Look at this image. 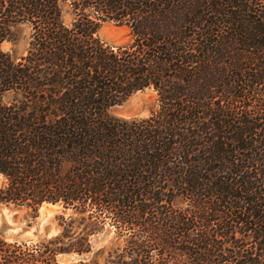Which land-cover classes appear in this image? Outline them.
<instances>
[{
    "label": "trees",
    "instance_id": "16d2710c",
    "mask_svg": "<svg viewBox=\"0 0 264 264\" xmlns=\"http://www.w3.org/2000/svg\"><path fill=\"white\" fill-rule=\"evenodd\" d=\"M102 20L133 43L103 41ZM1 24L0 43L19 24L32 34L18 62L0 48V203L81 218L62 214L37 244L0 234V264L91 253L106 217L137 253L108 264H158L156 244L189 264H264V0H0ZM148 88L161 101L150 117L111 113ZM11 90L31 104L2 103ZM170 195L190 206L167 210Z\"/></svg>",
    "mask_w": 264,
    "mask_h": 264
},
{
    "label": "rangeland",
    "instance_id": "374dc122",
    "mask_svg": "<svg viewBox=\"0 0 264 264\" xmlns=\"http://www.w3.org/2000/svg\"><path fill=\"white\" fill-rule=\"evenodd\" d=\"M64 17L66 23L73 21L74 15L72 13L71 5H64ZM0 31H3V24L0 25ZM13 36L0 43V48L6 53H10L14 60L17 62L22 57L28 55L30 47V40L32 34V27L28 24H19L11 28ZM99 37L113 45L127 46L133 43L134 37L131 28L127 24H120L114 20H102L101 27L98 32ZM2 103L5 105L21 106L22 104L29 105L31 102H26V97L22 91L11 90L5 92L1 98ZM161 101L158 92L154 88H148L143 91H138L121 104L115 105L111 108V113L114 116L127 118V119H143L150 117L154 112L160 110ZM4 179L0 177V187L3 185ZM170 198L174 196L170 195ZM174 204L166 202L167 210H183L190 206L189 202L184 200L182 196L174 198ZM64 214L66 217L73 215L74 218H81V215L74 212V210H65L63 205L45 203L37 212L32 208L25 206H17L15 204L0 203V234L8 241L28 242L29 244H37L44 238H51L57 236L61 231L59 216ZM88 214V213H87ZM52 226L55 229L53 235H47L45 227ZM38 227V228H37ZM25 232V230H31ZM154 234L152 238L168 239V232L159 231L157 228H152ZM120 231L124 232L120 236ZM196 232V231H195ZM133 232L123 231L118 227L114 219L106 217L104 223L99 224L96 233L90 235V243L92 245V252L84 255L78 253H60L57 256L61 264L77 263L82 260L94 261L97 260L100 264H108L107 260L110 255L117 256L118 254L125 253L126 259L132 261L130 255L137 256L136 252L130 250L125 251L127 247L126 239L132 235ZM195 234V233H194ZM240 234H237L239 237ZM161 243V242H160ZM179 247V246H173ZM146 253L149 260L155 261L158 264H189L187 261L190 258L188 255L175 253L174 250H166V247L157 246L147 249ZM222 258H217L221 260ZM193 260V259H191ZM152 262V261H151ZM201 261H193V264H201Z\"/></svg>",
    "mask_w": 264,
    "mask_h": 264
},
{
    "label": "water",
    "instance_id": "95a60500",
    "mask_svg": "<svg viewBox=\"0 0 264 264\" xmlns=\"http://www.w3.org/2000/svg\"><path fill=\"white\" fill-rule=\"evenodd\" d=\"M45 230H46L47 235H50V236L56 232L52 226H46ZM31 231H32V229L31 230H25V232H31Z\"/></svg>",
    "mask_w": 264,
    "mask_h": 264
}]
</instances>
